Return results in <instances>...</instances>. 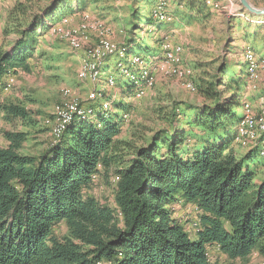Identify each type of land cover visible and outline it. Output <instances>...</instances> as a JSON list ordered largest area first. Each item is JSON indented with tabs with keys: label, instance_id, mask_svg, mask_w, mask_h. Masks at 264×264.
<instances>
[{
	"label": "trees",
	"instance_id": "obj_1",
	"mask_svg": "<svg viewBox=\"0 0 264 264\" xmlns=\"http://www.w3.org/2000/svg\"><path fill=\"white\" fill-rule=\"evenodd\" d=\"M36 1L32 12L23 2L11 10V33L19 38L11 51L0 47V83L8 72L27 69L37 36L84 3ZM175 1L196 15L211 8L207 0ZM214 70L195 83L204 102L186 120L198 133L191 147V133L173 125L139 144L119 140L122 117L115 110L122 104L105 112L101 101L91 116H74L37 156L21 152L25 132L3 130L0 264H211L207 250L213 245L231 260L255 251L264 259V179L255 182L253 152L240 155L223 141L240 118L241 77L224 82L223 63ZM28 117L20 105L0 101V121ZM256 151L261 156L260 145ZM100 171L114 177L112 204L88 192ZM179 200L198 210L190 232L173 214ZM61 225L64 236L54 232Z\"/></svg>",
	"mask_w": 264,
	"mask_h": 264
},
{
	"label": "rangeland",
	"instance_id": "obj_2",
	"mask_svg": "<svg viewBox=\"0 0 264 264\" xmlns=\"http://www.w3.org/2000/svg\"><path fill=\"white\" fill-rule=\"evenodd\" d=\"M157 1L84 0L80 11L62 17L44 34L37 36L32 55L26 61L27 69L18 68L15 73L8 72L0 83V101L25 108L29 113L28 120L13 124L0 121V133L3 130L25 132L27 135L21 152L37 156L53 143L51 137L59 138L74 116H91L89 106L98 109L95 102L101 101L105 112L114 109L115 104L116 107L122 104V111L116 112L119 117L126 114L127 119H121V129L116 137L119 140L139 144L143 137L148 138L157 130H168L173 125L191 133L188 142L191 147L195 145L192 135L197 136L198 133L197 130L192 132L186 120L192 115L190 110L204 102L196 92L195 83L197 85L214 75V69L220 63L225 66L224 82L236 81L241 77V101L237 115H243L245 104L250 105L255 114L264 108V64L260 66L261 70L258 68L256 79L252 80L245 77L243 60L244 46L251 47L264 59V18L249 15L241 9L238 0H220L217 3L207 0L206 5L211 8L201 15L188 13L184 4L183 10L186 12L170 13V21L158 22L150 16V10ZM165 1L168 12L173 4L179 5L175 0ZM247 1L256 8H264V0ZM17 2H23L30 12L38 3L36 0H0V47L7 51L12 50L13 43L19 38L11 33L9 21L11 10ZM113 33L119 34L118 42L112 40ZM103 42L112 47V52L95 61L97 69L102 71V77L93 79L87 66L93 59L88 54ZM167 44L173 50L179 49V61L174 70L178 71L182 80L177 76L165 75L160 67L150 69L154 64L158 66ZM104 68L110 72L104 74ZM10 74L14 79L13 85L4 91V81L10 78ZM143 77L153 78V84L136 97ZM106 79H115V85L111 87L105 82ZM220 90H226V87L222 85ZM251 92L260 94L254 97V94L250 96ZM229 95L230 92L226 93V97ZM105 99L111 102V106ZM69 105H76L77 111L87 113L75 114L56 136L57 125L61 124L58 111ZM236 130H227L223 141H232L231 145L240 155L247 156L253 152L251 158L255 157L249 163L258 183L264 179V145L260 147L261 156L256 151L257 145H261L258 141L263 133L237 138L234 137ZM0 145L4 146L2 137ZM100 174L88 192L99 201L112 204L114 177ZM173 214L182 224H186L187 231L195 229L198 210L194 204L179 200L173 206ZM54 232L59 236L66 235L65 226H58ZM207 257L211 264H264L257 251L245 259L231 260L214 245L208 248Z\"/></svg>",
	"mask_w": 264,
	"mask_h": 264
},
{
	"label": "bare ground",
	"instance_id": "obj_3",
	"mask_svg": "<svg viewBox=\"0 0 264 264\" xmlns=\"http://www.w3.org/2000/svg\"><path fill=\"white\" fill-rule=\"evenodd\" d=\"M167 2L165 0H159L157 1V4L150 10V16L158 21V22H168L171 20V14L167 10ZM264 23V22H263ZM73 41V44L75 47H78V44L74 40V38H71ZM106 47L111 48L112 52V47L109 46L106 42H103L102 45H100L99 48H97L93 52H89L88 56L93 59V61L88 62L87 66L89 69V73L92 75L93 79L96 78H101V73L102 71L96 66V60L99 58H105L109 54H106ZM169 44H167V49L165 50L164 54H162V58L160 62L158 63V66L154 64L151 70H155V67H160L161 71L165 75H171V76H178V71H175L174 69L177 68L179 57H178V51L179 49L173 50L172 48H168ZM172 49V51H170ZM243 60L246 68V77L247 79H256L257 77V70H261V65L264 64V59H261L260 56H258L255 51L251 47H245L243 49ZM124 74L123 72H121ZM181 75V72L179 73ZM126 76V74H124ZM127 77V76H126ZM149 77V76H148ZM148 77H143L141 85L136 92L137 94L135 95L138 97L142 92H144V88L149 87L153 84L154 79L153 78H148ZM178 79L182 80V76H180ZM14 79L12 78V75L10 74V78L4 81V91H8L12 85H13ZM107 84H109L111 87L115 85V79L113 80H107L105 81ZM190 85L192 86V83L190 82ZM264 89V83L262 85ZM244 113L243 115L239 118L238 124L236 126V136L234 134V137L237 138H242L243 135H256L258 132L262 131V136L260 137L258 143H260V147H263L264 145V108H262L260 111H258L256 114L252 112V109L250 105L245 104L244 107ZM68 110H70V113H68ZM82 110L77 111L76 105H69L66 106L65 108L61 109L58 111V118L60 119L59 125H57V131H56V136H58L62 130L64 129V126L67 125L72 117L75 114H81ZM87 112H83L82 114H86ZM255 114V116H254ZM122 118L127 119V115L124 114L122 115ZM67 123V124H65ZM62 135V134H61ZM59 136V138L61 137ZM52 140H58L54 139L51 137ZM250 138V136H248ZM262 151V148H261ZM263 153H264V147H263ZM218 248V247H217ZM100 264V263H99Z\"/></svg>",
	"mask_w": 264,
	"mask_h": 264
},
{
	"label": "water",
	"instance_id": "obj_4",
	"mask_svg": "<svg viewBox=\"0 0 264 264\" xmlns=\"http://www.w3.org/2000/svg\"><path fill=\"white\" fill-rule=\"evenodd\" d=\"M238 2L241 6V9L246 11L249 15L264 18V8H256L247 0H238ZM52 142V144H54L57 142V140H52Z\"/></svg>",
	"mask_w": 264,
	"mask_h": 264
},
{
	"label": "crops",
	"instance_id": "obj_5",
	"mask_svg": "<svg viewBox=\"0 0 264 264\" xmlns=\"http://www.w3.org/2000/svg\"><path fill=\"white\" fill-rule=\"evenodd\" d=\"M171 1V0H170ZM183 6H184V4H179V5H172V8H170L169 9V12L170 13H184V12H186V10H183ZM180 10V11H179ZM68 15V14H67ZM123 37H124V35H123ZM112 40L113 41H115V42H118V40H119V34H117V33H113L112 34ZM264 47V46H263ZM117 59V58H116ZM104 64V63H103ZM104 69H106V68H104ZM104 71V74H106V73H109L110 71H109V69H106V70H103ZM111 74V73H110ZM246 77V76H245ZM174 82H176V81H174ZM122 89H123V87H122ZM124 90V89H123ZM125 91V90H124ZM244 93H246V92H244ZM249 94V93H248ZM252 94H254L253 96L254 97H256L255 96V94H260V92H254V93H252L251 92V95L250 96H252ZM248 98H250L249 96H248ZM89 108L90 109H92V106L90 105L89 106ZM115 111H119V110H115ZM234 134H235V132H234ZM232 142V141H231ZM97 182V181H96ZM96 182H93V184L95 185V183ZM184 226H186V224H184Z\"/></svg>",
	"mask_w": 264,
	"mask_h": 264
},
{
	"label": "built area",
	"instance_id": "obj_6",
	"mask_svg": "<svg viewBox=\"0 0 264 264\" xmlns=\"http://www.w3.org/2000/svg\"><path fill=\"white\" fill-rule=\"evenodd\" d=\"M168 48H171V47H168ZM106 54H111V48H107L106 47ZM154 72H152V74H153ZM84 104H82L81 106H83ZM81 106H79V108L81 107ZM68 113H70V110H68Z\"/></svg>",
	"mask_w": 264,
	"mask_h": 264
}]
</instances>
